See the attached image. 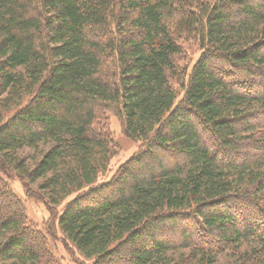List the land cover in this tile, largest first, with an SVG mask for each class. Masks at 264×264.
<instances>
[{
    "label": "trees",
    "instance_id": "trees-1",
    "mask_svg": "<svg viewBox=\"0 0 264 264\" xmlns=\"http://www.w3.org/2000/svg\"><path fill=\"white\" fill-rule=\"evenodd\" d=\"M110 116L139 148L94 186ZM58 230L92 264H264V0H0V264H62Z\"/></svg>",
    "mask_w": 264,
    "mask_h": 264
},
{
    "label": "rangeland",
    "instance_id": "rangeland-1",
    "mask_svg": "<svg viewBox=\"0 0 264 264\" xmlns=\"http://www.w3.org/2000/svg\"><path fill=\"white\" fill-rule=\"evenodd\" d=\"M184 48H186V58L185 62L182 64L183 67L189 68L190 65L196 61V57L198 55L197 48H195L194 45H184ZM186 65V66H185ZM181 97V96H180ZM109 128L113 135V151L111 160L109 162L108 168L106 169V172L103 173L95 182L94 186L96 184H103L108 180L115 172V170L123 164L124 162L128 161L131 156H133L138 151V144L131 141L130 139H127L123 134H121L120 125L117 122V120L113 117H109ZM26 154L32 155V151H26ZM35 154V153H34ZM12 190L14 193L24 202L26 207V214L28 217L29 222L32 224H35L42 233L47 231L48 228V216L49 213L47 212L46 207L42 203H37L27 200L24 198L23 188L19 184L18 181H12L9 182ZM87 189V187L85 188ZM74 194H71L70 197H68L59 207V212L63 211V206L70 202L74 198ZM56 240L49 239V251L51 250L54 257L59 259L62 264H77V262L73 261L74 257L87 262V264H92L93 259H84L82 255L78 251L73 255H71L66 249L67 244L64 243L63 240V232L58 230L57 232ZM219 261H221L222 264H233V257L230 252L223 254L219 256Z\"/></svg>",
    "mask_w": 264,
    "mask_h": 264
}]
</instances>
